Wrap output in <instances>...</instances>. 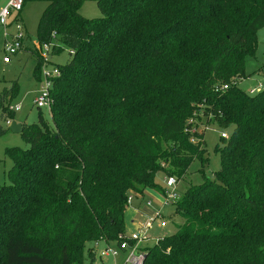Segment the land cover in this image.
<instances>
[{
  "label": "trees",
  "instance_id": "trees-1",
  "mask_svg": "<svg viewBox=\"0 0 264 264\" xmlns=\"http://www.w3.org/2000/svg\"><path fill=\"white\" fill-rule=\"evenodd\" d=\"M34 1L49 2L39 47L74 53L58 64L50 121L23 123L29 149L6 148L0 264H72L69 242L117 243L130 191L164 194L157 174L182 179L195 158L203 169L211 124L232 129L215 147L220 169L183 192V223L142 264H264V89L233 84L252 75L264 0H96L97 18L80 13L84 0ZM16 93V81L0 90L4 123Z\"/></svg>",
  "mask_w": 264,
  "mask_h": 264
},
{
  "label": "rangeland",
  "instance_id": "rangeland-1",
  "mask_svg": "<svg viewBox=\"0 0 264 264\" xmlns=\"http://www.w3.org/2000/svg\"><path fill=\"white\" fill-rule=\"evenodd\" d=\"M9 0H0V12L3 9V5ZM8 3V2H7ZM49 2L46 1H34L28 0L25 2L23 10L20 13V24L26 29L27 37L24 40L23 48L12 56L11 61L5 63L4 57V43L5 37L4 32L0 28V90L11 87L13 81H16L17 93L12 99V106L20 105V108L15 110V114L10 122L15 121L19 123L35 124L39 122V114L50 121L51 115L48 114L50 111L40 110L34 105V98L37 96L41 89V81L37 78V60L33 56L34 52L39 49L40 42L38 39V24L39 20L47 8ZM80 13L88 18L100 17L101 11L97 5L96 0H84L80 8ZM16 14L12 13L7 18V33L8 39H11V34L16 33ZM257 49L254 57L247 60L246 70L247 73H252L251 77L241 82V87L248 89L253 86L256 82H261L264 87V27L261 28L257 34ZM61 48V51H59ZM38 54L40 52L37 50ZM55 55L52 60L56 64H65L71 58L69 48L67 46H60L54 48ZM41 56V55H39ZM0 124L3 126H9L4 123L0 118ZM223 130L216 124L207 126L205 131V148L206 156H208L207 163L204 164V168L201 167V162L198 158H195L192 162L189 172L182 179H179L176 185L177 193L180 198L183 197V192L191 186L198 185L204 182V177L209 180L213 179L214 173L220 169V154L215 151L217 144H222L220 133ZM229 135L232 133V129L226 130ZM19 147L27 150L30 148V144L26 142L21 133H15L9 130L6 134L0 136V186L9 185L11 180L8 176L9 171L13 166V160L6 154V148ZM165 176L159 172L156 176V182L164 189H170L166 186ZM135 193V191H130ZM163 194L156 188H146L143 194L139 196H133L132 200L126 207L125 210V231L127 235H131L137 231L139 225L145 221L146 213L161 212L164 219L167 220L166 227H159L158 224H154L148 231V235L151 239L144 246H153L154 240L161 236L170 235L174 233L177 226L183 223V218L176 211V208L172 202L165 203ZM148 202H151L150 206H145ZM141 204V206H140ZM140 206V208H138ZM147 215V214H146ZM124 234L125 236H127ZM113 242V241H111ZM113 246H117V243H111ZM105 247V242L102 240L90 241L79 239L68 243V249L72 257V264H88V255L90 252H96V258L91 264H115L113 257L101 256V251ZM55 256L54 244L52 247ZM56 257V256H55ZM123 252L120 251L118 254L117 264L123 262ZM84 259H86L84 261ZM54 264H59L57 257L54 260Z\"/></svg>",
  "mask_w": 264,
  "mask_h": 264
},
{
  "label": "built area",
  "instance_id": "built-area-1",
  "mask_svg": "<svg viewBox=\"0 0 264 264\" xmlns=\"http://www.w3.org/2000/svg\"><path fill=\"white\" fill-rule=\"evenodd\" d=\"M24 7V0H9L8 4L1 10L0 12V28L4 32L5 43H4V57L3 61L8 63L11 61L13 55L19 52L22 49L24 39L26 38L25 28L20 24V13ZM12 13L16 14L15 22H16V33L11 34V39H8L7 33V18ZM54 37V36H53ZM62 46V45H61ZM54 41L50 44H44L39 47L38 51L41 55V89L37 96L34 98V105L46 111H50L53 105V99L51 96V90L54 86L55 80L61 76V70L58 67V64L54 63L52 58L55 55L54 52ZM69 53L73 54L74 51L69 49ZM246 79H241L234 81L233 84H240ZM257 82V81H256ZM248 87L247 91L250 94H255L264 89L261 82ZM229 88V84H223L218 86L216 89L226 90ZM20 108V105L10 106L11 110H17ZM10 124V121L7 122ZM196 127L191 129V132L198 131ZM200 131V130H199ZM220 136L223 138H228L229 134L227 131H222ZM192 142L195 143L197 139L192 138ZM178 179L175 176H167L165 178L166 186L170 189H165V193L163 197L165 199V203L172 202L173 204L177 202L180 198V195L177 193V185ZM141 194H136L131 192L128 196V202L132 200L133 196H139ZM151 202H148L145 206H150ZM147 214V215H146ZM145 221L139 225L137 231L133 232L131 235H120L119 241L117 242V246H113L110 243H105L104 249L101 251V256L103 257H113L115 264H117L118 254L120 251L123 252L124 258L122 264H142L146 255V249L148 245L144 246L143 243H147L151 237L148 235L149 229L156 223L159 227H166L167 220L164 219L163 214L159 211L156 213H146ZM158 238L154 240L156 243Z\"/></svg>",
  "mask_w": 264,
  "mask_h": 264
},
{
  "label": "water",
  "instance_id": "water-1",
  "mask_svg": "<svg viewBox=\"0 0 264 264\" xmlns=\"http://www.w3.org/2000/svg\"><path fill=\"white\" fill-rule=\"evenodd\" d=\"M9 130L15 133H21L23 130V123L12 121L8 126Z\"/></svg>",
  "mask_w": 264,
  "mask_h": 264
},
{
  "label": "crops",
  "instance_id": "crops-1",
  "mask_svg": "<svg viewBox=\"0 0 264 264\" xmlns=\"http://www.w3.org/2000/svg\"><path fill=\"white\" fill-rule=\"evenodd\" d=\"M7 2H8V1H7ZM7 2L3 5V8L8 4ZM25 30H26V29H25ZM26 34H28L27 31H26ZM140 206H141V204H140ZM140 206H138V208H140ZM125 233H126V231H125ZM103 243H104V242H103ZM95 254H96V252H95Z\"/></svg>",
  "mask_w": 264,
  "mask_h": 264
}]
</instances>
